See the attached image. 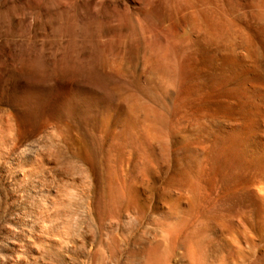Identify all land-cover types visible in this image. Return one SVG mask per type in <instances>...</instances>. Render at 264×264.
Instances as JSON below:
<instances>
[{
    "label": "rangeland",
    "instance_id": "374dc122",
    "mask_svg": "<svg viewBox=\"0 0 264 264\" xmlns=\"http://www.w3.org/2000/svg\"><path fill=\"white\" fill-rule=\"evenodd\" d=\"M0 264H264V0H0Z\"/></svg>",
    "mask_w": 264,
    "mask_h": 264
}]
</instances>
